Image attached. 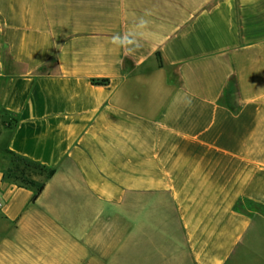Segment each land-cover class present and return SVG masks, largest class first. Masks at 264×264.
Returning <instances> with one entry per match:
<instances>
[{
    "label": "crops",
    "instance_id": "obj_1",
    "mask_svg": "<svg viewBox=\"0 0 264 264\" xmlns=\"http://www.w3.org/2000/svg\"><path fill=\"white\" fill-rule=\"evenodd\" d=\"M3 112L0 264H264V0H0Z\"/></svg>",
    "mask_w": 264,
    "mask_h": 264
},
{
    "label": "trees",
    "instance_id": "obj_2",
    "mask_svg": "<svg viewBox=\"0 0 264 264\" xmlns=\"http://www.w3.org/2000/svg\"><path fill=\"white\" fill-rule=\"evenodd\" d=\"M95 83L97 85H105L107 81L101 80L96 81ZM3 113V115L11 116L6 114L5 112ZM10 121L11 123L3 120L2 125L7 129H12L16 125L17 119L15 116H11ZM1 153L6 157L5 159L8 161L7 166L2 170V180L13 181L18 185L32 189L34 193L31 197V202H34L45 188V182H36L34 180V177L45 176L46 179H49L53 176L54 169L48 168L25 157H22L8 150L5 145L3 146ZM8 174L10 176H8Z\"/></svg>",
    "mask_w": 264,
    "mask_h": 264
},
{
    "label": "clouds",
    "instance_id": "obj_3",
    "mask_svg": "<svg viewBox=\"0 0 264 264\" xmlns=\"http://www.w3.org/2000/svg\"><path fill=\"white\" fill-rule=\"evenodd\" d=\"M147 21L141 18L136 27L124 35L117 34L113 36V43L120 48H124L128 52H132L136 48L137 39L141 31L146 27Z\"/></svg>",
    "mask_w": 264,
    "mask_h": 264
},
{
    "label": "rangeland",
    "instance_id": "obj_4",
    "mask_svg": "<svg viewBox=\"0 0 264 264\" xmlns=\"http://www.w3.org/2000/svg\"><path fill=\"white\" fill-rule=\"evenodd\" d=\"M3 120H5L6 122H10L11 123V116H7V115H1L0 116V124L2 123V121ZM3 144L2 145H0V155L2 156V160L0 161V165L1 166H5V156L1 153V151H2V148H3ZM5 170V169H4ZM8 176H10L9 174H8Z\"/></svg>",
    "mask_w": 264,
    "mask_h": 264
}]
</instances>
